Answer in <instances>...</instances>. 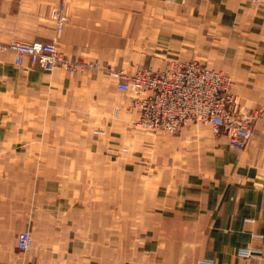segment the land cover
Returning a JSON list of instances; mask_svg holds the SVG:
<instances>
[{"label": "crops", "instance_id": "1", "mask_svg": "<svg viewBox=\"0 0 264 264\" xmlns=\"http://www.w3.org/2000/svg\"><path fill=\"white\" fill-rule=\"evenodd\" d=\"M54 39L85 69L0 51V264H264V0H0V45ZM176 60L258 113L244 150L201 124L134 126L116 74Z\"/></svg>", "mask_w": 264, "mask_h": 264}, {"label": "built area", "instance_id": "2", "mask_svg": "<svg viewBox=\"0 0 264 264\" xmlns=\"http://www.w3.org/2000/svg\"><path fill=\"white\" fill-rule=\"evenodd\" d=\"M52 22L57 33L67 23L65 8L53 10ZM9 50L16 55V65L28 59L34 66L53 72L57 69L69 73L80 72L87 66L71 57L61 54L57 40L31 43L12 41L0 45V51ZM94 65L89 64V67ZM118 89L132 96V107L139 111L134 123L137 129L157 133L175 134L190 124L208 126L214 135L227 138L229 147L240 152L254 136L253 126L258 113H249L237 102L233 92L232 79L223 72L210 69L197 61L176 60L165 68H146L134 73L119 72ZM34 242L27 231L17 236V248L28 251ZM239 256L249 259L250 249L240 250ZM198 264H214L203 259Z\"/></svg>", "mask_w": 264, "mask_h": 264}, {"label": "rangeland", "instance_id": "3", "mask_svg": "<svg viewBox=\"0 0 264 264\" xmlns=\"http://www.w3.org/2000/svg\"><path fill=\"white\" fill-rule=\"evenodd\" d=\"M86 63H87V64H92V65L96 66L94 61H86ZM213 70H214V69H213ZM33 242H34V241H33ZM16 248H17V245H16ZM34 248H35V244L33 245V248H32L31 250H33ZM31 250H28V251L24 252V251H21V250H19V249L17 248V252H18L19 254H21V256H22V254H26V253H28V252L31 251Z\"/></svg>", "mask_w": 264, "mask_h": 264}]
</instances>
